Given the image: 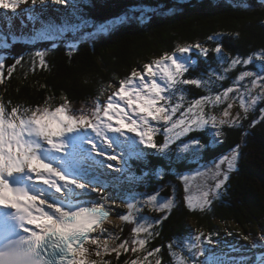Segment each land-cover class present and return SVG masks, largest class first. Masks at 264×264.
<instances>
[{
  "label": "snow or ice",
  "instance_id": "6c2138e0",
  "mask_svg": "<svg viewBox=\"0 0 264 264\" xmlns=\"http://www.w3.org/2000/svg\"><path fill=\"white\" fill-rule=\"evenodd\" d=\"M38 2L44 6L47 0H31V7L25 10L28 13L27 20L32 24L30 35L5 36L0 28V82L3 77V60L6 58L2 50L10 49L18 42L29 45L36 42H52L49 49L51 50L56 48V42L64 39L69 32L75 37L83 29L93 26L91 20L79 16L75 11L73 15L79 23H72L67 19L60 23L52 19L44 20L42 12H36ZM259 2L264 3V0ZM27 3L28 0H0V10L15 14L21 4ZM51 3L63 5L67 0H51ZM137 11L140 15L135 18L141 23H146L150 19L147 13L170 15L176 9L158 13L157 8L131 7L128 13L96 25L95 31L85 32L75 43L67 42L65 47L76 50L80 40L95 38L101 32L112 31L117 23L122 24L133 18L129 13L134 14ZM37 23L39 28L36 27ZM193 47L199 50L200 55L207 56L208 49L199 44L177 47L175 52L180 53L179 56L175 53L164 54L152 63L144 65L143 71L133 70L128 78L120 81L118 90L112 93L105 103L101 104L97 100L92 108L81 107L73 111L66 98L59 106L52 107L46 101L42 106L23 109L20 106L8 109L0 102V264H98L97 260L90 259L93 255L101 258L99 264H109L102 257L111 252L119 255L121 249L128 251V241L125 240L112 248L109 247L107 239L101 241L99 237L92 236V233L106 231L103 225L112 212L107 203L109 198L103 195L106 187V182L102 179L105 175L102 171L105 167L104 160L98 157L117 161L123 166L107 167L125 172L133 158L138 161L145 159L148 153L144 149H154V154L167 157L171 144L210 125L215 131L209 145L194 139L178 146L179 152L187 153L189 149H193L195 153H199L206 147L222 143L221 127L225 124L232 127L239 119H226L229 116L227 109L222 114L223 119L206 115L205 105L220 104L228 98L230 92L236 91L241 108L247 113L250 107L264 98V75L255 74L251 88L245 86L246 90L241 91L239 88L229 87L214 97L205 96L193 100L189 107L180 113V117L174 120L173 117L182 107L181 102L185 98L183 89H177V86L199 87L209 83L196 78H183L190 66L196 63L191 56ZM46 51L36 50L34 53L35 57L39 58L41 67H47ZM214 51L219 54L222 47L217 46ZM258 58L264 59V56ZM22 59V56L15 58V64L9 69V76ZM220 60L223 62V57H220ZM251 61V57L243 61L236 57L224 71L226 73L241 63L248 65ZM258 67L264 69V66ZM253 75V71H244L239 74L237 82ZM252 88H260L261 91L251 96ZM177 91L181 102L173 105L171 101ZM246 96L249 97L247 102ZM231 107L229 104L228 108ZM260 119H264V109H261ZM256 122L253 121V126ZM161 123L164 125V142L158 145L155 136L161 132L158 126ZM105 146L113 150L111 154L106 151ZM238 149L239 145L232 149L229 155L212 161L208 166H201L204 171L197 170L198 174H204L214 169V178H222L217 180L213 188L204 191L203 199L195 204L189 197H185L190 210L197 207L203 210L210 205V196L219 195V190L229 179V173L237 170ZM178 159L182 157L178 156ZM222 165L225 167H221ZM156 174L157 178H161L163 169L158 167ZM134 179L139 178L132 175L128 177L129 181ZM183 179L187 181L188 176L184 175ZM92 193H97L104 203L93 199ZM138 204L166 211L174 206V201L158 200V193L143 199L132 193L127 198L129 212L122 214L120 218L126 222L132 220L134 210L139 211ZM164 218L166 216L161 219ZM152 223L159 224L160 221ZM150 229L151 224L148 223L147 217L137 221V226L133 229L134 235H146L145 238L132 241L133 252L138 251L136 245L140 249L144 248L147 240L154 235ZM201 235L194 237L195 243L188 241V250L192 257L196 258L193 259V264H220L215 255L205 256L206 249L201 246ZM260 240L261 243H253L252 247L264 248V236ZM89 245H95V248ZM159 251V248L154 250ZM148 255H153V252ZM172 255L175 257L176 254ZM200 256H205V259L199 260ZM245 259L240 258L241 264ZM131 264L138 262L133 260ZM156 264H161V261L157 259ZM178 264H187V261L180 257ZM252 264H264V252L258 253L252 259Z\"/></svg>",
  "mask_w": 264,
  "mask_h": 264
},
{
  "label": "trees",
  "instance_id": "16d2710c",
  "mask_svg": "<svg viewBox=\"0 0 264 264\" xmlns=\"http://www.w3.org/2000/svg\"><path fill=\"white\" fill-rule=\"evenodd\" d=\"M47 1L51 3V0ZM37 7V12H42V19H52L57 23L64 19L71 22L76 18L74 11L99 24L128 13L131 7L157 8L158 13H165L173 8L176 11L170 15L147 13L150 19L146 23L135 18L140 15L139 11L129 13L133 18L122 24L117 23L112 31L104 33L99 40H80L76 50L65 47L67 42L75 43L79 39L78 34L74 37L71 33L66 35L69 38L56 42L58 46L51 50L52 42H36L31 45L18 42L10 49L2 50L6 58L3 60L0 102L8 109L13 106L34 108L44 105L46 101L55 107L62 104L65 98L73 111L81 107L92 108L97 100L101 102L110 92L118 90L120 81L128 78L133 70L143 71L144 65L164 54H178L175 52L177 47L199 44L208 49L207 56L200 55L199 50L193 47L191 56L196 63L190 66L183 78H196L209 83L199 87L177 86V89H183L185 93L182 102L179 101L178 91L171 101L173 105L182 103L175 115L177 118L189 107L191 101L210 94L215 96L221 93L223 86L230 83L229 79L219 81L215 77L222 70L220 57L245 58L264 50V8H243L233 0H67L66 4L55 5L54 8H43L39 3ZM7 20L9 18L6 16H0V25L3 26V21ZM3 33L5 36L18 35L13 26L11 32ZM27 34L30 35L31 30L30 33H25ZM217 46L222 47L219 54L214 51ZM36 50H47V67L40 66L39 58L34 55ZM21 56V63L12 69L9 76V69L15 64V58ZM216 109H213L214 113ZM158 126L161 132L155 136V141L160 145L164 142V125L161 123ZM206 129L193 131L171 144L167 157L154 154V149H144L148 153L145 159L130 160V167L122 174L121 182L114 181L119 177H112L109 183L111 187L106 186L103 192L114 193L117 190L114 185L123 183L137 187L134 191L127 192L130 188L118 185L126 189L122 192H127V195L158 193L162 199H170V189L181 187L179 176L196 167L198 160L194 157H201V162L209 163L230 153L239 145L240 160L237 170L229 180L222 198L213 202L211 209L195 212L181 202L166 211H158L147 205L145 211L139 212L140 216L147 217L151 225L154 224L153 221H160L156 227L154 242L133 252L132 241L135 238H131L128 246L131 248L132 259L118 260V255L111 252L102 257L104 261L109 264H131L136 260L138 264H156L158 258L154 259L148 253L154 254V250L159 248L161 264H178L177 257L182 254L192 256L188 250V241L193 243L194 237L201 234V238L205 236L206 241L210 240L212 246L219 249L223 248L222 234H225L235 241V246L230 249L232 252L244 250L239 247V241L242 240L252 245L259 244V238L264 232V119L257 121L254 126L251 120L243 127L224 126L221 128L223 142L206 147L199 153H195L193 149L190 153L178 151L179 145L194 139L209 145L213 139L210 134L213 129ZM140 147L143 148L142 145ZM178 156L182 159H178ZM158 167L163 169L161 178H157ZM130 175L139 179L129 181ZM91 197L99 199L95 194H91ZM165 216L166 218L161 219ZM121 223L122 226L128 225L126 221ZM119 235L116 237L118 244L125 240L120 239ZM172 253L176 254L175 257ZM213 254L216 256L219 253ZM257 254L255 252L251 258ZM90 259L97 260L98 264L101 260L100 257Z\"/></svg>",
  "mask_w": 264,
  "mask_h": 264
},
{
  "label": "rangeland",
  "instance_id": "374dc122",
  "mask_svg": "<svg viewBox=\"0 0 264 264\" xmlns=\"http://www.w3.org/2000/svg\"><path fill=\"white\" fill-rule=\"evenodd\" d=\"M233 1L243 8H254L256 6L264 8V3H260L259 0H233ZM46 6H51L53 8L55 7V5L50 3V1H47V4L44 5L43 8H45ZM30 7H31V1L28 0L27 4H21L19 6V8L17 9V12L15 14H13L11 12L6 13L4 10H0V16H6L7 18H9V20L3 21V23H2L3 26L0 25V28H2L3 31L11 32V26H13L14 31L18 34V36L21 34L25 35V33H30V30L32 29V24H31V22H29L27 20L28 13L25 11L26 9H28ZM64 8H66V7H64ZM37 9H38V7L36 8V12H37ZM22 22H23V24H22ZM71 22L72 23H79V21L76 18H74ZM25 24L27 25L26 27L23 26ZM98 24H99L98 22H93L92 27L85 28L80 33H77L79 35L78 38L80 39V37L83 36L85 32L95 31L96 30L95 26ZM36 27L37 28L40 27L39 23L36 24ZM103 34L104 33L101 32L95 38H86L85 40H89V39H92V40L98 39L99 40V38H101ZM66 37L69 38L68 36H66ZM176 55L179 56L180 53H178ZM262 56H264V50H260V51H257L255 53H252L251 55L246 56L245 58L239 57L241 59V61L251 57L252 61L248 65H244L243 63L238 64L234 69H230L226 73H225L224 69L228 68V65L230 64L231 60L236 58V57H230V56L223 57L222 70L219 74H216L215 77H217V79L219 81L220 80L223 81L224 79H229L230 83L227 86H223L221 92H223V90H225L229 87L239 88L241 91L246 90L245 86H247L248 88H251L252 87V81L256 78L255 74L264 75V69H262L261 67H258V66H264V59L258 58V57H262ZM244 71H253L254 75L252 77H245L243 80H240L237 82V78H238L239 74L244 72ZM218 76H225L226 78L219 79ZM229 80H228V82H229ZM160 82L163 84L162 81H160ZM262 83H264V81H262ZM115 91H117V90H115ZM115 91L110 92L108 94V96L106 98L102 99V101L100 103L101 104L105 103L107 101L108 97L112 93H114ZM260 91H261L260 88H252L251 96L257 95V93H259ZM210 96L214 97L213 94H210ZM245 100L247 102L249 100V97L246 96ZM229 104L232 105V107L230 109L228 108ZM214 108H217L215 110L216 113H214V110H213ZM225 109H227L229 111V116L226 119L231 120L233 118L239 117L236 124L233 125L232 127H243L245 125V123L249 120H251L252 123H253V121L261 120L260 119L261 109H264V98L260 99L253 107L249 108L247 113H245L244 110L241 108L238 93L236 91H233V92L229 93L228 98L226 100H223L222 103L217 104L215 106L205 105L204 110H205L206 115H215V116H217L218 119H223L224 117L222 114H223ZM178 118L179 117H177V118H175V116L173 117L174 120L178 119ZM224 126L229 127L227 124H225L221 128H223ZM206 128H208V130H209V129H211V126L210 125L205 126L204 130H207ZM214 131H215V129L211 130L210 134L212 135V133ZM129 135H131V134H129ZM212 138H213V136H212ZM220 139L222 140L221 137H220ZM105 148H106V146H105ZM191 150L192 149H189V151L187 153H190ZM106 151L109 154H111L113 150L106 148ZM230 153L225 154V155H229ZM225 155H223V156H225ZM98 159L104 160L105 167L103 168L102 171H103V173H105L106 176H102V179L104 181L108 180L107 181L108 184H106V186L111 187V185L109 183H111V181H112L111 178L114 176L119 177V179L114 180L115 182H117V181L121 182L120 178L122 177V174H124L125 172L114 171L113 168H109V167H107V165H112L114 168H120L123 165L118 164L117 161L106 160V159H104L103 156L98 157ZM199 159H201V157ZM199 159H196V160H198V162H196L197 165L194 169L190 170L189 172L187 171V172H185L179 176V182L181 184L180 189H178L177 187H174L172 190L170 189V195H171L170 199H173L174 206H176L177 204H179L181 202L185 207H187L189 209L188 201H186L185 197H189L191 199V202L195 204L196 201L203 199L204 191H208L211 188H213V186L215 185L217 180L222 178V177L214 178V176H213V173L215 171L214 169L212 172H204V174H198L197 173L198 169H200L201 171H204L201 168V166H208L211 163V162L203 163V162H201L202 159L201 160H199ZM239 160H240V153H239L238 163H239ZM237 166H238V164H237ZM221 167H225V166L222 165ZM234 173H235V171H232L229 173V179L223 185V187L219 190L218 196H215V197L210 196L209 197V200L211 201L210 205L206 206L203 210H201L199 207H197L193 210H190V209L189 210L192 212H195V211H204V210L211 209V204L215 201L220 200L222 198V195L226 192L227 184H228L229 180L232 178ZM184 175L188 176L187 181H185L183 179ZM118 185H120L122 187L123 186L128 187V188H130V190L123 189L122 187H120ZM114 186H116V188H117V190L114 193L106 192L104 194V192H103V195L109 198L107 203H108V206L112 209V212H111L112 217L103 225V227H104V229H106V231H104L103 233L95 232L93 234V237H99V239L101 241L107 239L108 243H109V247H112V248L119 245L117 242V239H116L117 234H120L119 235L120 239L123 238V239L127 240L128 243L131 242V238H135V239L145 238V235H146L145 233H141L139 236L134 235L133 229L137 226V221L140 218H143L142 216H140L139 212L145 211L146 210L145 207L148 208V206L146 204H138L137 207L139 208V211L137 212L134 210V215H133L132 220L127 221L126 223H128V225L127 224H126L127 226L123 225L124 226L123 227L121 221H124V220L122 218H120V216L122 214H127L129 212V209L127 207V198L129 195H127V192L128 191H134L137 187L134 185L133 186H131V185L126 186L123 183L115 184ZM186 188H187V191H186ZM104 190H105V188H104ZM122 190H126L127 192L124 193V192H122ZM165 191L167 192V190H165ZM92 194H95L97 197H99L97 193H92ZM150 195H152V194H145L142 196L137 195V196L139 198H141V197L146 198ZM158 198H159V200H164L160 196H158ZM141 199H143V198H141ZM98 201L101 203H104V201L100 200V198L98 199ZM157 226H158V224H152L151 225L150 230L152 231V233H154V235L150 239L147 240V243L145 245L151 244L154 242V236H155V232L157 231L156 230ZM262 236H264V232H262ZM202 238H203V240H202ZM202 238H201V241H202L201 246L206 249L205 256L214 255L213 252L215 254L219 253L220 255L216 254V257L219 258L220 264H241V261H240L241 257L246 258L243 261V264H250V261L252 260L251 255H254L255 252L256 253L264 252V248H253L251 246L252 244H250V243L248 244V242L245 240L239 241V239H238V241L240 243L239 247L244 248V250L239 251V252H232L230 249H232V247L235 246V241L231 240L230 237L227 238V236L225 234H222V242H221L222 246H223L222 249L213 247L211 241L210 242L206 241L207 238L205 236H203ZM195 242L196 241L193 239V243H195ZM259 243H261V241H259ZM89 246L92 248H95V245H89ZM136 246H138V245H136ZM130 249L131 248L129 246H128V251H124L123 249H121L119 255L121 254L122 257L118 255V260H120V259H122V260L132 259V254H131L132 252ZM138 249H140L139 246H138ZM208 250H210V251H208ZM196 251H199V249H196ZM108 254H105V255L107 256ZM160 254H161L160 251L154 252V254L151 256H153L154 259H156V258L159 259V257L161 256ZM205 256H200V257H198V259L204 260ZM92 257L98 258L94 255ZM180 257H183L187 261V264H193V259H196L190 255H184V254H182ZM180 257H177L178 262H179ZM191 258H193V259H191Z\"/></svg>",
  "mask_w": 264,
  "mask_h": 264
},
{
  "label": "bare ground",
  "instance_id": "6f19581e",
  "mask_svg": "<svg viewBox=\"0 0 264 264\" xmlns=\"http://www.w3.org/2000/svg\"><path fill=\"white\" fill-rule=\"evenodd\" d=\"M111 216H112V215H111ZM110 218H111V217H110ZM106 222H107V221H106ZM93 234H94V233H92V236H93ZM219 252H220V251H219ZM233 252H235V251H233ZM235 254H236V253H235ZM219 255H220V254H219ZM229 255H230V254H229ZM224 259H225V258H224ZM228 259H229V258H228Z\"/></svg>",
  "mask_w": 264,
  "mask_h": 264
}]
</instances>
